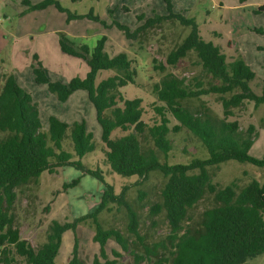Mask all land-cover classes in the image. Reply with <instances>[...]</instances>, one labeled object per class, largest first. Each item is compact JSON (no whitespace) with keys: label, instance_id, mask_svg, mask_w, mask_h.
<instances>
[{"label":"trees","instance_id":"16d2710c","mask_svg":"<svg viewBox=\"0 0 264 264\" xmlns=\"http://www.w3.org/2000/svg\"><path fill=\"white\" fill-rule=\"evenodd\" d=\"M164 2L167 15L154 14L134 31L115 24L128 40L135 42L166 21H177L190 29L163 63L153 59L154 70L161 77L152 86L156 100L150 106L156 119L151 125L143 121L142 101L125 99L121 92L135 82V62L125 52L110 56L105 50V36L91 49L87 45L76 47L68 38L60 37L61 52L83 60L88 67L85 77H74L66 84L51 81L37 57H33L35 83L46 85L58 102L65 103L79 90L87 93L101 129L104 165L110 173L137 178L135 183L123 186L119 195L105 184L97 208L72 223L52 220L46 242L38 249L22 237L18 228V199L38 185L42 173L53 174L65 167L103 182L99 169H88L81 162L96 150L97 144L83 122L68 124L51 116L47 130H43L38 105L0 65V264H56L64 233L75 232L82 223L94 231L92 241L99 245L98 255L103 261L97 264H112L106 253L107 243L113 241L126 252L127 239L118 230L100 228L97 215L110 205L124 208L127 234L145 256L169 250L171 258L163 260L164 264H247L264 254V157L259 160L249 154L257 135L254 126L242 129L237 120H231L239 117L237 112L247 102H253L255 108L264 104V81L261 94H254L249 87L254 73L242 57L227 59L218 47L203 41L193 19L172 13L169 0ZM23 3L32 10L54 5L60 12L65 11L54 0L37 5L27 0ZM190 53L196 58L191 75L167 70ZM105 70L115 73L95 85L98 72ZM210 95L217 96L221 116L203 99ZM171 118L177 124L171 125ZM116 130L123 135L112 137ZM182 133L198 140L204 157L186 163L168 161L173 148L171 137ZM144 134L153 146L145 152L140 141ZM235 163L251 167L243 170L240 177L229 175L223 180L221 168ZM77 183L74 180L64 189ZM161 224L166 225L165 239L158 236ZM78 249L75 235L67 264H84ZM111 254L121 257L115 250Z\"/></svg>","mask_w":264,"mask_h":264},{"label":"rangeland","instance_id":"374dc122","mask_svg":"<svg viewBox=\"0 0 264 264\" xmlns=\"http://www.w3.org/2000/svg\"><path fill=\"white\" fill-rule=\"evenodd\" d=\"M24 0H0V65L2 70L15 77L17 85L30 94L38 105L39 118L43 130L48 128L49 117L71 124H85L86 130L93 134L97 144L93 153L87 154L81 162L88 169H99L103 182L91 176L83 175L81 170L65 167L53 174L44 172L40 175L38 185L30 187L16 205L17 225L24 239L36 249L46 242L48 224L52 220L72 223L76 219L92 213L98 206L104 185L113 187L119 195L122 187L133 184L136 177H122L110 173L104 165L101 129L95 118V111L85 91L74 92L65 103H60L51 95L46 85H38L34 81L32 67L36 61L51 81L68 83L72 78L85 77L88 72L86 63L61 52L58 40L61 36L71 40L75 46L86 44L90 49L96 41L107 38L106 52L111 56L125 52L133 60L136 70L134 84L122 88L125 99H140L145 110L143 121L151 125L156 119L151 104L156 100L152 86L161 75L154 70L153 59L163 63L169 51L180 44L189 28L182 27L177 21H166L140 36L138 42L130 41L115 24L126 26L134 31L143 26L154 14H168L164 0H54L64 12L54 5L44 9H30ZM37 5L45 0H27ZM171 11L186 19H193L200 37L204 42L216 46L227 59L240 56L254 73L249 87L254 94H261V83L264 81V0H169ZM143 16V20H138ZM82 17V18H77ZM96 19V20H95ZM260 30L263 33L256 32ZM196 61L194 53H190L174 68L167 70L175 73H188ZM190 69L189 71H185ZM198 68L194 72H196ZM115 72L105 70L98 72L95 85L112 76ZM218 116L222 115L217 96L203 98ZM161 105V103H158ZM237 120L242 129L253 125L257 133L249 154L255 159L264 157V104L254 107L253 102L245 103L237 112ZM177 124L171 118V125ZM119 130L112 137H120ZM173 148L168 156L170 163H186L193 158H202L205 151L192 135L182 133L171 137ZM142 150L153 148L147 134L141 139ZM160 159L162 158L161 154ZM234 163V162H230ZM249 164H230L221 168L219 175L226 179L229 175L241 176ZM155 177H152V181ZM78 180L73 187L64 189L65 185ZM150 183V181H148ZM147 184V182L145 183ZM151 184V183H150ZM148 185V184H147ZM153 185V184H151ZM154 189V187H153ZM133 193V192H132ZM131 193V194H132ZM153 198V195L151 196ZM97 222L103 231L118 230L127 239V251L123 252L113 242L106 245L108 261L112 264H164L170 260L169 250H161L154 257H147L134 238L127 234V219L121 206L110 205L108 210L97 215ZM166 225L161 224L158 230L160 239H165ZM94 231L86 224H78L76 231H68L62 237V245L55 259L56 264H67L71 259L75 235L79 240L78 255L84 264L102 263L99 257V245L92 241ZM168 245V243H166ZM115 250L120 258L112 256ZM247 264H264V254L248 261Z\"/></svg>","mask_w":264,"mask_h":264},{"label":"crops","instance_id":"0c3cea01","mask_svg":"<svg viewBox=\"0 0 264 264\" xmlns=\"http://www.w3.org/2000/svg\"><path fill=\"white\" fill-rule=\"evenodd\" d=\"M70 40V39H69ZM71 41V40H70ZM81 45H86V44H84V43H79V46H81ZM79 46H76V47H79Z\"/></svg>","mask_w":264,"mask_h":264}]
</instances>
